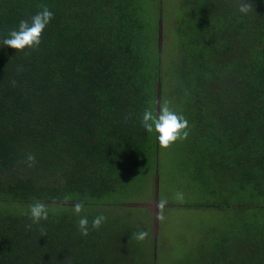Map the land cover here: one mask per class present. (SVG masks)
Here are the masks:
<instances>
[{
	"label": "trees",
	"instance_id": "obj_1",
	"mask_svg": "<svg viewBox=\"0 0 264 264\" xmlns=\"http://www.w3.org/2000/svg\"><path fill=\"white\" fill-rule=\"evenodd\" d=\"M162 5L0 0V38L44 6L55 14L38 48L0 46V264H154L118 213L129 180L168 150L187 197L166 207L214 218L185 264H264V0H184L169 59ZM165 103L189 121L168 147L140 123ZM35 201L47 220L27 214ZM99 214L82 236L79 217Z\"/></svg>",
	"mask_w": 264,
	"mask_h": 264
},
{
	"label": "rangeland",
	"instance_id": "obj_2",
	"mask_svg": "<svg viewBox=\"0 0 264 264\" xmlns=\"http://www.w3.org/2000/svg\"><path fill=\"white\" fill-rule=\"evenodd\" d=\"M182 2L184 0H163L160 39L165 59L172 58L175 52L174 24ZM178 170L176 151L170 154L168 150V155L160 157L158 167L129 180L121 199L123 208L118 215L124 219L125 228L134 237L136 245L147 252L153 250L154 264H185L188 250L198 241V233L214 223L212 214L203 210L166 207L169 202H180L187 197L184 178ZM155 177L158 201L152 197ZM162 201H166L165 207L161 206ZM140 229L149 233L143 241L135 236Z\"/></svg>",
	"mask_w": 264,
	"mask_h": 264
},
{
	"label": "clouds",
	"instance_id": "obj_3",
	"mask_svg": "<svg viewBox=\"0 0 264 264\" xmlns=\"http://www.w3.org/2000/svg\"><path fill=\"white\" fill-rule=\"evenodd\" d=\"M248 11L249 5L247 3L241 6V13L246 14ZM54 15L52 10L44 6L29 18L21 19L15 27L8 31L7 35L0 38V46H7L16 51L38 48L42 42V34L51 23ZM140 123L147 133L155 134L158 142L164 147L187 138L189 134L188 119L167 103L162 104L155 112L150 108H145L141 114ZM35 162L36 157L28 154L25 163L31 167ZM165 203L166 201H162L161 206ZM84 207L85 201H80L74 205V211L80 213ZM27 214L33 223H38L48 219L49 209L44 202L35 201L30 205ZM106 219L104 214L93 217L91 221L87 216H80L77 224L78 231L82 236H88L90 231L98 230ZM148 235L146 229H140L135 233L136 239L141 241L148 238Z\"/></svg>",
	"mask_w": 264,
	"mask_h": 264
},
{
	"label": "water",
	"instance_id": "obj_4",
	"mask_svg": "<svg viewBox=\"0 0 264 264\" xmlns=\"http://www.w3.org/2000/svg\"><path fill=\"white\" fill-rule=\"evenodd\" d=\"M160 37H161V34H160Z\"/></svg>",
	"mask_w": 264,
	"mask_h": 264
}]
</instances>
